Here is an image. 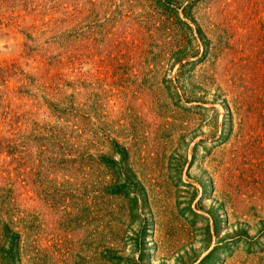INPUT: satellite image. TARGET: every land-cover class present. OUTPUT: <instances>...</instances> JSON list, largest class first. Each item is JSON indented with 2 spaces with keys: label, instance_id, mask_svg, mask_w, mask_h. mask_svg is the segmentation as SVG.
<instances>
[{
  "label": "rangeland",
  "instance_id": "1",
  "mask_svg": "<svg viewBox=\"0 0 264 264\" xmlns=\"http://www.w3.org/2000/svg\"><path fill=\"white\" fill-rule=\"evenodd\" d=\"M0 264H264V0H0Z\"/></svg>",
  "mask_w": 264,
  "mask_h": 264
}]
</instances>
